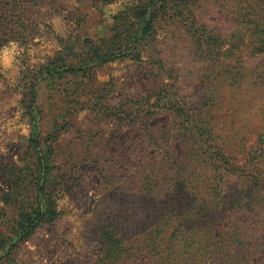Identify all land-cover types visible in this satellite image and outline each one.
<instances>
[{"label": "rangeland", "instance_id": "1", "mask_svg": "<svg viewBox=\"0 0 264 264\" xmlns=\"http://www.w3.org/2000/svg\"><path fill=\"white\" fill-rule=\"evenodd\" d=\"M133 1L0 0V264H264V0Z\"/></svg>", "mask_w": 264, "mask_h": 264}, {"label": "trees", "instance_id": "2", "mask_svg": "<svg viewBox=\"0 0 264 264\" xmlns=\"http://www.w3.org/2000/svg\"><path fill=\"white\" fill-rule=\"evenodd\" d=\"M164 4L160 0H134L123 13L119 15L121 21L128 23L124 30H114L107 41H102L97 47L94 46L86 52L83 60L90 61V64L110 62L115 58L130 57L143 48L144 42L150 39L148 28L157 15V4ZM254 45V43H253ZM252 50L259 53L264 51V39L257 40ZM144 49V48H143ZM139 55V54H137ZM137 57V56H136Z\"/></svg>", "mask_w": 264, "mask_h": 264}]
</instances>
